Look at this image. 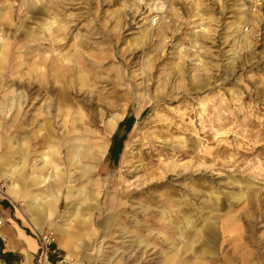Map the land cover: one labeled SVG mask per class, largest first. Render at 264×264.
I'll return each mask as SVG.
<instances>
[{
    "label": "rangeland",
    "instance_id": "374dc122",
    "mask_svg": "<svg viewBox=\"0 0 264 264\" xmlns=\"http://www.w3.org/2000/svg\"><path fill=\"white\" fill-rule=\"evenodd\" d=\"M0 54V155L27 138L31 177L47 150L41 126L50 121L62 135L67 109L95 147L107 146L104 158L87 160L97 185L80 174L61 188L18 182V173L2 181L0 201L29 231L27 203L9 198V185L57 187L53 218L70 227L77 251L69 257L50 221L52 258L264 264V0H0ZM129 116L114 163L113 136ZM69 185L89 190L88 220L68 218L78 201L66 198Z\"/></svg>",
    "mask_w": 264,
    "mask_h": 264
},
{
    "label": "bare ground",
    "instance_id": "6f19581e",
    "mask_svg": "<svg viewBox=\"0 0 264 264\" xmlns=\"http://www.w3.org/2000/svg\"><path fill=\"white\" fill-rule=\"evenodd\" d=\"M61 95H63V98L66 97V94ZM16 103L17 100H15L13 96L7 98V106L12 108L14 105H16ZM59 110L60 112L62 111L61 107ZM107 110L109 111L110 109L106 106V111ZM69 115L70 110L67 109L65 111V117L62 125L64 128L62 135L55 131L53 123L50 121L41 126L38 137H40V140H42L43 145H46L47 150L43 151L39 155L41 157L40 159L42 161V165L32 168L31 177L28 176L27 166L25 164L31 155L28 139L24 137L22 141H18L16 145H14V143L11 141H8L4 144V146H6V151L0 155V188L2 186L3 180H6L7 178H14L16 173H18V176L20 177L15 178V180L17 179V181L20 182V179L27 180V178H30V184L32 185L45 184L47 181L51 180L52 186L58 185L59 188H61L64 187V183H67L66 178L68 175L70 177H75L77 174H80L82 177L86 178L88 184L91 183L97 185L95 181L92 183V173L96 170V167L88 163L87 160L99 161L104 158L107 152V146L104 145L101 147H95L92 143V136H86V133H88L90 130L86 127L82 129L81 125L79 124L81 121L80 117H74L73 121H71L68 117ZM117 123V121L110 122V125L107 129L109 133H111L117 127ZM42 130L45 132L42 133ZM13 141L16 142L17 140L13 139ZM1 147L2 142H0V148ZM16 156L22 158V164L7 165L9 160ZM60 164L65 165V171L61 169ZM46 169L48 170L47 174H44ZM18 182L17 184L14 183L9 185L8 191L6 193L8 197L13 201L23 200L27 203V209L30 213L31 225L35 231L44 233L47 222L51 221V224L56 226V231L60 236L59 243L61 247H63V249L68 252L69 257H74L76 255L75 251H77V244L73 242L71 233H68L70 232V227L64 224L62 225L61 221L53 218L58 201L57 187H48L43 192H38L37 190L29 191V189L24 190L20 188V184ZM86 188V186H68L66 198L78 200L76 202V207L67 213L68 218H70L72 221L89 219V217L85 216L84 212L81 210L83 209V204H87V208L89 209L96 208V206L89 203L90 193ZM107 220L108 218L105 219V221ZM192 222L193 220L189 216L187 218V226L189 227L190 223ZM102 223L105 225L108 222ZM1 227L2 226L0 225V228ZM203 227H205L204 235L206 241L211 240V242H213V229L206 225H203ZM191 232H187L186 228L185 231L182 230L181 235L185 237ZM188 239L191 238L188 237ZM20 241L21 240H19V242ZM31 259L32 258H30V261L28 260L24 264H33Z\"/></svg>",
    "mask_w": 264,
    "mask_h": 264
},
{
    "label": "crops",
    "instance_id": "0c3cea01",
    "mask_svg": "<svg viewBox=\"0 0 264 264\" xmlns=\"http://www.w3.org/2000/svg\"><path fill=\"white\" fill-rule=\"evenodd\" d=\"M0 216L3 219L0 236L5 243L7 251L18 252L23 256V260L19 264H24L28 260L30 261V258H32L31 262L35 264V254L38 247L37 236L41 232L35 231L32 228L31 221L28 222V225L33 231L22 227L19 221L20 214H14L11 205L6 201H0ZM19 240L21 241L19 242Z\"/></svg>",
    "mask_w": 264,
    "mask_h": 264
},
{
    "label": "trees",
    "instance_id": "16d2710c",
    "mask_svg": "<svg viewBox=\"0 0 264 264\" xmlns=\"http://www.w3.org/2000/svg\"><path fill=\"white\" fill-rule=\"evenodd\" d=\"M135 117L129 116L123 120L119 125V130L114 134L111 147L109 149V160L114 163L118 162L123 151L124 141L127 138L128 132L131 131L134 124ZM21 256L17 252H10L5 250V243L0 236V261L4 264H19Z\"/></svg>",
    "mask_w": 264,
    "mask_h": 264
},
{
    "label": "built area",
    "instance_id": "2783aa9c",
    "mask_svg": "<svg viewBox=\"0 0 264 264\" xmlns=\"http://www.w3.org/2000/svg\"><path fill=\"white\" fill-rule=\"evenodd\" d=\"M3 219L0 216V225H2ZM55 238L52 234L42 233L38 240V250L35 254V264H64L62 259L52 258L55 253L53 247Z\"/></svg>",
    "mask_w": 264,
    "mask_h": 264
}]
</instances>
